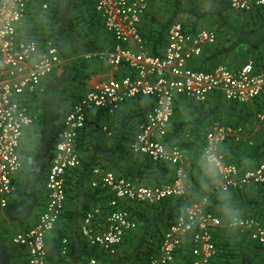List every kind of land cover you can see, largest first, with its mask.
<instances>
[{
	"label": "built area",
	"instance_id": "1",
	"mask_svg": "<svg viewBox=\"0 0 264 264\" xmlns=\"http://www.w3.org/2000/svg\"><path fill=\"white\" fill-rule=\"evenodd\" d=\"M231 10L252 12L264 7V0H226ZM31 0H0V207L5 208L17 192L16 176L23 169L21 148L25 132L38 117L31 113L26 100L43 92V81L57 71L63 60L52 40L39 54L36 40L19 38L18 27L29 13ZM151 0H98L96 12L106 32L115 44L106 53L107 64L120 69L128 67L131 74L97 83L64 118L57 133V144L46 171L45 186L48 202L35 225L14 235L12 243L28 254V264H49L46 239L54 231L65 211L66 175L68 170L82 165L77 150L81 131L91 112L103 110L115 116L125 105L138 98L153 101L145 120L131 144L134 154L147 156L153 162L175 167V177L167 184L147 186L134 183L114 172L96 167L93 188L102 187L112 197L108 212L94 208L86 213L81 227L84 239L110 255H116L126 236L137 229L138 222L125 203L158 206L169 199L186 201L185 164L187 153L178 145L165 142L176 105L181 100L206 104L213 94L227 101L248 104L264 94V68L257 70L253 62L239 69L227 65L205 71L191 67L192 61L204 49L217 43L218 33L200 30L191 33L181 23L173 24L167 34L163 56H153L145 50L140 26ZM47 9V5L43 6ZM264 122V112L257 114ZM103 133L113 135L109 125ZM244 128L216 123L205 135V163L219 178L217 190L222 193L264 185V161L242 173L237 165L227 164L221 147L228 139L240 142ZM252 144V143H251ZM104 217V225L98 219ZM222 219L206 211V205L188 203L184 212L165 232L158 252L148 264H175L180 251L190 248V264H213L220 249L215 236ZM229 227L246 234L264 246V224L254 218H235ZM70 252L69 240L62 242V255ZM83 264H98L95 258Z\"/></svg>",
	"mask_w": 264,
	"mask_h": 264
},
{
	"label": "trees",
	"instance_id": "2",
	"mask_svg": "<svg viewBox=\"0 0 264 264\" xmlns=\"http://www.w3.org/2000/svg\"><path fill=\"white\" fill-rule=\"evenodd\" d=\"M92 1L31 0L28 14L29 16L37 17L43 14L47 21L53 25L46 37L55 42L62 57L67 56L65 52L68 45L71 46L72 53H95L98 50V42L95 40L98 38L87 40V35H99L97 26L101 20L98 17L99 15L97 20L95 19L98 13L92 12L93 8L96 11V5L94 7ZM156 1L168 3L169 6H172L173 14L161 24L160 29H155L154 26L148 27L150 35L145 34L140 28L145 46L148 47L152 55L163 56L167 43V34L172 25L177 22V17L188 16L189 14L194 17L192 22L182 23L184 28L191 33L201 30L200 21L203 18L217 17V28L220 33H218V39L222 33L226 37L224 47L222 48L217 43L218 50L214 51L209 46V50L206 51V58L204 49L202 55L192 61L191 66L198 64L201 69L210 71L213 68V62L217 61L218 58L229 57L228 55L231 53H238L245 64L251 59L257 70L264 68V7H259L252 12H238L236 15L225 14L221 11L218 7V0H213L211 8L207 11L188 9L184 5L183 0H151V3ZM80 3L84 4V6L88 5V7L82 8L83 11L74 16L73 12L78 9ZM225 3L229 7L226 0ZM44 5H47V9L43 8ZM148 16L149 11L145 15L143 22ZM81 30L82 32L80 33ZM83 31H85L84 35ZM80 38L82 39L80 40ZM112 45L114 46V42ZM101 58L100 56L97 59ZM84 61L86 62L85 59L73 62L61 76H57L56 72H54L47 77L49 82L42 95V115L39 122L40 132L38 133L40 136L36 142L31 139V135V137H28V155H30L29 152L31 151L30 145L33 142L34 145L36 144L33 160L26 169L24 166L16 176V194L11 197L5 208L0 207V264H28V254L25 250L15 247L12 239L16 233L32 228L46 207L48 202V191L45 186L46 171L57 144L58 130L71 110L64 106L68 87L71 83L79 79L82 81L83 78L86 79L91 75L87 71V65ZM228 67L231 69L240 68L233 65ZM122 69L129 71L128 67H122ZM220 96L216 106H210L206 108V112L199 113L200 124L206 121L207 125L208 121H213L225 125L245 127V125L257 122V114L264 112V94L248 104L230 102L222 95ZM36 99H33V101ZM136 100H143L147 103V106L143 109L146 114L142 113L141 115L140 113L144 117L141 121L142 123L151 109L153 101L149 98H138ZM185 102L188 101L181 100L178 106L176 105V113L183 104H186ZM189 104L191 105L190 107L197 106L193 102ZM119 113L120 111L115 116H118ZM175 116L165 142L178 145L188 151V153L192 152L198 140L204 139L207 129L204 130V128L201 131L198 129L199 132L194 135L193 139H190L185 134H182V130L176 127ZM113 118L114 116H109L103 110L91 112L88 115L85 128L80 133L77 150L81 157L82 165L67 172L65 211L54 231L46 239L48 253L49 244L53 242L54 252L49 254V260L53 264H83L92 258H95L98 264H148L151 257L158 252L165 232L184 212L186 202L183 199H169L158 206L146 204L129 206L128 203H125L124 207L132 211L138 222V227L126 236L119 247L120 249L128 243L131 248L130 250L126 249L127 253L121 255H110L99 247L90 245L84 239L80 224L86 213L91 210V205L89 203L85 204V207L78 214H75L69 207H71L72 200L76 199L78 194L82 192L87 195L90 203L93 200V203L97 204L94 205L95 207L100 206L98 204L104 199L109 202L112 194L106 189L98 187L92 190L91 187L86 185L96 167L106 169L104 164L98 162L100 158L113 165L115 169L111 168L109 170L113 171L118 177H124L140 185L159 186L170 183L175 177L174 166L153 162L147 156L139 155L144 157V161L143 166L137 168H127L119 162L121 157H134V155H137L131 151V144L139 127L136 130L131 129V132H127V134H125V129H122V133L119 134L120 136H118L114 145L104 149L99 143L100 137L104 134L102 128ZM261 124H264V122ZM123 126L126 127L127 123ZM251 143H235L231 139L224 142L221 152L225 156L226 163L237 165L242 173L258 167L264 161V142L261 144ZM91 149L94 153L93 157L88 154ZM83 152L84 155L87 153L88 159L83 155ZM214 193V199L206 205V211L220 217L223 225L218 229L215 236L220 252L213 264H264V246L252 241L248 235L229 227V223L232 220H229L231 217L226 218V216H222L217 211V209L219 210L222 207L226 208V211L234 212L236 215L241 211V213L245 214V217L255 218L264 224V185L239 191H230L229 193H222L217 190ZM149 210H156L160 214L159 217H150L148 214ZM12 229H16L14 234ZM65 238L69 240L70 247V252L66 256L61 253L62 242ZM65 259L68 260L66 261ZM176 264H190V248L187 245L180 251Z\"/></svg>",
	"mask_w": 264,
	"mask_h": 264
},
{
	"label": "crops",
	"instance_id": "3",
	"mask_svg": "<svg viewBox=\"0 0 264 264\" xmlns=\"http://www.w3.org/2000/svg\"><path fill=\"white\" fill-rule=\"evenodd\" d=\"M86 1H89V0H86ZM92 2L94 3V7H95L98 0H93ZM212 2H213V0H206V11L211 8ZM81 3H80V6L78 7L79 10L76 9L77 11H79L78 14L80 13V11H83L82 8L84 9V7H88V5L84 6V4H81ZM165 5H166V3L162 4V2H160V1H156L155 3L150 4L149 16L147 19H145L144 22H142L141 27H140L144 31L145 34H147V35L151 34L148 31L149 30L148 27L151 28L152 26H154L155 29H160L159 27L161 26L162 23H164V20L162 18H159L158 16L164 10H166ZM30 6H31V4H30ZM170 7L172 8V6H170ZM218 7L225 14H236V15L238 14V12L232 11L227 6V4L225 3V0H218ZM85 9H87V8H85ZM91 10H92V7H91ZM92 12L96 13L95 8H93ZM189 15H191V14H189ZM97 16H98V14L95 17L96 20H97ZM34 17L35 16H29V14H28V17L26 18V20L21 25H19V27H18L19 38L25 39V40H36L39 43V54L42 55L45 52L46 41L51 40V39H47V37H46L48 32L38 31L34 27V25H35V24L33 25ZM216 19H217V17H212V18L205 17V18H203L200 21V29L201 30H203V29L212 30V31H216L217 33H219L218 32L219 30L217 28L218 23H217ZM100 20H101V18H100ZM176 23H179V22H175L174 24H176ZM97 27L99 28V31H98L99 35H97V34H91L89 36L87 35V40H89V39L95 40L96 37L98 38L97 40H95L98 42L97 52H95V53H71V54L67 53V56H64L65 58L62 57V54L60 53V56L63 60V65L57 71H55L57 76H61L64 73V71L66 70V68L69 67L73 62H75V61L79 62L80 60H84V59L86 60V62L84 61V63L87 65V71L91 74L90 77H87L86 79L83 78L82 81L79 79L78 81L73 82L69 85L67 93H66L67 96H65V102H64V106L68 110L73 109L74 106L85 96V94L91 88H93L97 83L107 81L111 78H121V77H124L126 75L131 74L130 70L129 71L124 70L122 68L114 69V68L110 67L107 64L106 59H105V61H102L101 59H97L98 57H100L102 55H106V53H102L105 49L108 52L111 51L113 49V48L111 49V47L113 46L112 45L113 42L115 44L113 37L110 36L106 32L102 20L98 22ZM224 35H223V33H222V35H219V39L217 40L218 45L222 46V48L224 47V44L226 43V37ZM143 40H144V38H143ZM217 43L213 46H210L214 51L218 50L217 49V47H218ZM144 46H145V43H144ZM210 47L208 46L207 48H205V53H204L205 58H206V51H208ZM145 50L147 52H149V54L152 55V53L149 51L147 46H145ZM153 56H155V55H153ZM228 56L229 57L225 56L222 58H218L217 61L213 62V64H212L213 68L212 69L216 68L218 65H228L229 64V65H233V66L240 67V68H241V66L245 65L244 60L241 58V56L238 53H231ZM249 62H253V60H251V59L248 60V62H246V64ZM191 67L194 69H197V70H204V69H201L198 64H195L194 66L192 65ZM82 70H84V69H82ZM96 75H98V76H96ZM48 82H49V80H47V78L43 81V92H38L35 95L29 96L28 99L26 100V103L28 104L31 113L36 115L38 117V120L32 127H30L29 129L26 130L24 140L22 143L21 157H22L23 165L25 166V169L30 165L31 161L33 160V156L35 153L34 149L36 146V144L34 145V142L38 141L39 136H40L38 133L40 132L39 122H40V117L42 115V109H41L42 95L45 92V87L48 84ZM220 97H221L220 94H213L210 97V99L208 101L209 103H207V105L206 104L201 105V104L195 103L198 107L197 106L196 107H190L191 106L189 104L190 102H185L186 104H183V106H181L179 108V110L177 111V113L175 114L176 116H175L174 122L176 124V127L179 130H182V134H185L190 139H193L194 135L197 134L202 129H204V128H205L204 130L207 129V132L205 131V134H204V139L198 140L197 145L192 150V152L188 153V151H186L187 157H188V160L185 164L186 172L188 173V179L186 180L187 198L188 199L185 201L186 202L185 207L187 206L188 203L207 205L208 203H210L214 199V194H215L214 192H217V188L219 185V178L217 176L216 171L214 169H211L207 165V163H205L204 155H203V149L205 146V135L211 130L213 125H215L217 122L215 123L213 121H208L207 125H206V121H204L200 124L199 113L206 112V108H208L210 106L211 107L216 106ZM33 99H36V100L33 101ZM146 106H147V103L144 102L143 100H135V101H131V102L123 105L118 116H114V118L110 122H108V123L106 122L107 124H105V125L110 126L111 130L113 131V135L108 136V135H105L102 133L103 135L99 139L100 145L104 149H108L114 145L116 139L118 138V136H120L119 134L122 133V129H125V131H126L125 134H127V132H131V129L136 130V129H138V127L140 128L141 124L143 123V122L141 123V121L144 118L141 115H142V113L143 114L145 113L143 111V109ZM177 106H178V104H177ZM140 113H141V115H140ZM125 123H127L126 127L123 126ZM243 128H244V132L242 133V140L240 142L234 141L235 143H244V144L249 143L250 144L251 142H254L255 144H261L264 142V124H261V122L257 121L255 123L250 124V125H245V127L243 126ZM198 129H200V130L198 131ZM115 134H117V135H115ZM28 137H31V139L34 140V142L30 145V150H31L29 152L30 155H28V151H27V148L29 146L28 145ZM88 154H90L93 157V154H94L93 150L91 149L88 152ZM83 155H84V152H83ZM84 156L86 157V159H88L87 153ZM143 161H144V157L139 156V155L138 156L134 155V157L126 156V157L119 158V162L122 165L126 166L127 168L141 167V166H143ZM98 162H100L101 164H104V168H106L104 170L110 171L109 169H111V168L115 169L110 162L105 161L102 158H100ZM94 180H95V177L93 176V172H92V174L90 176V180L86 184V185H88V187H91L92 190H93L92 183ZM91 202L92 203H90L88 201L87 195L84 192H82V193L78 194V197H76V199L72 200V203L70 204L71 207H69V208H71V210H73L75 214H78L80 212V210L83 207H85L84 205L89 203L91 205V210L98 207V208H101L104 212H108V202L106 199H104L103 201L100 202V204H98L100 206H96V207L94 205H97V204H94L93 200ZM128 204H129V206H136L137 205L135 203H128ZM105 206H106V208H104ZM137 208H136V210H137ZM217 211H219L222 216H226V218L231 217L229 220H231V219L233 220L235 218H249V217H245V214L241 213V211L239 213H237V215H236L234 212L226 211V208H224V207H222L219 210L217 209ZM148 214L152 218H158L160 215V214H158V212L156 210H149ZM234 214H235V216H233ZM84 218L81 221V224H80L81 227H82V224L84 222ZM98 221H99L98 225H100V226L104 225V222H105L104 217H100L98 219ZM52 244H53V242H51V244H49V254L54 252V248H53ZM126 249H128V250L131 249L130 246L128 245V243L125 244L124 246H122L119 249L117 254L121 255V254L127 253Z\"/></svg>",
	"mask_w": 264,
	"mask_h": 264
},
{
	"label": "rangeland",
	"instance_id": "4",
	"mask_svg": "<svg viewBox=\"0 0 264 264\" xmlns=\"http://www.w3.org/2000/svg\"><path fill=\"white\" fill-rule=\"evenodd\" d=\"M184 1V5L189 9H197V10H206V0H183ZM162 4H163V2H162ZM165 9L166 10H164L158 17L159 18H162L164 21H166L172 14H173V8H171L170 6H169V4L168 3H166V5H165ZM77 10H79V8L77 9ZM77 10H75L74 12H73V15L75 16V14L77 15L78 14V12L79 11H77ZM83 10V9H82ZM193 19H194V17L193 16H191V15H188V16H186V15H182V16H179V17H177V22H179V23H190V22H192L193 21ZM78 21V20H77ZM76 21V22H77ZM78 23H80V22H78ZM32 24V23H31ZM35 24V25H34ZM33 25H34V27L38 30V31H44V32H48V33H50V31H51V29L53 28V25L52 24H50L48 21H47V19L43 16V14H40L39 15V17H37V16H35L34 17V20H33ZM78 25V24H77ZM81 25V24H80ZM83 25V24H82ZM78 27H80L79 25H78ZM77 28V27H76ZM75 28V30H77ZM82 32V30L80 31V33ZM85 34V31H83V35ZM80 37V36H79ZM83 37V36H82ZM82 38H80V40H81ZM83 41V40H82ZM71 46H67V49H66V52L65 53H68V54H71L72 53V48H70ZM104 50V49H103ZM107 50L105 49L102 53H108V51L106 52ZM102 58H101V60L102 61H105V55H102L101 56ZM219 61V60H218ZM96 76H98V75H96ZM95 76V77H96ZM98 78V77H97ZM80 211H82V209L80 210ZM16 232V229H12V233L14 234ZM66 261L68 260V259H65ZM49 264H53V262H50V260H49Z\"/></svg>",
	"mask_w": 264,
	"mask_h": 264
}]
</instances>
